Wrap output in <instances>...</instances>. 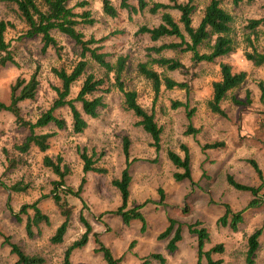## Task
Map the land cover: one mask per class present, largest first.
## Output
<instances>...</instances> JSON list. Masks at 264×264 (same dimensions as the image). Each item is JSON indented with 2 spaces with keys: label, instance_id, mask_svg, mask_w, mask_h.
<instances>
[{
  "label": "rangeland",
  "instance_id": "rangeland-1",
  "mask_svg": "<svg viewBox=\"0 0 264 264\" xmlns=\"http://www.w3.org/2000/svg\"><path fill=\"white\" fill-rule=\"evenodd\" d=\"M83 0H69V6H75ZM84 8L90 9L96 22L80 26L86 37H106L101 42V51L107 53L111 62L119 55L126 56V68L121 76L126 89L137 91V101L146 110L152 111L158 125L162 127L160 149L151 146L150 136L138 125L132 111L125 109L123 95L112 87L103 94L105 106L99 109L96 118L83 115L87 121L86 129L74 133L70 125V113L64 107L56 110L58 116L66 119L67 126L57 129L46 126L36 132H54L49 148L45 152L31 147L26 153L14 149L28 134L25 127L18 126L12 114L0 110V264H12L16 256L10 251L3 236L20 246L26 254H39L45 258L44 264H61L63 252L85 231L81 217L91 225L86 244L73 250L71 264H106L100 252L96 251L95 238L110 249L113 256L119 258V264H142L152 253H161L165 264H195L196 239L187 232L186 225L199 221L209 232V241L205 248L222 243L224 252L214 257H221L222 264H246V238L254 228L261 226L264 217V204L247 209L243 221L237 230L221 227L217 219L226 211L225 205L232 212H237L248 204L252 195L249 191L237 190L227 184L225 176L231 174L237 182L259 186L258 198L264 196V183L254 173L246 159H254L263 173L264 182V99L260 100L259 82L264 84V63L254 66L242 56L245 46V34L249 32L246 24L249 19L264 17V0L247 3L242 0L233 4L232 0H223L222 6L233 16L232 35L238 42V50L233 55L221 57L214 62H200L192 65L190 52L173 49L157 53L150 49L163 43L179 42L174 36L162 37L152 41L148 34L137 33L141 25L153 26L160 22L161 10L150 13L152 2L170 3L169 0H146L148 6L137 13L129 14L124 8H118L115 18L106 16L101 11L100 0H86ZM137 5V0H126ZM185 2L187 0H177ZM209 0H195L196 9L192 15V25L196 26L201 18L202 9ZM119 7L120 0H111ZM75 6L74 11H82ZM178 20L179 12L169 10ZM0 18L14 23L5 33L15 64L0 66V102L9 100L10 86L17 77L27 79L38 67L39 84L33 100L19 103L24 118L35 121L51 105L55 92L52 86L58 84L51 68L72 67L80 58V49L68 37L54 33L57 47L41 51L38 38L21 36L24 25L15 19L0 0ZM181 26V24H180ZM255 42L258 49L264 48V28H260ZM186 36V35H185ZM188 39V36L185 37ZM200 51H206L201 48ZM150 57L178 58L185 66V71H168L153 65L157 71L176 81L188 84V89H166L163 85L155 94L150 81L137 72L139 62L149 61ZM227 62L233 71L244 70L247 78L229 95L239 100L250 102L236 105L228 98L220 106L225 115L211 113L205 100L211 94V82L220 78V62ZM93 72L103 76V69L89 60L86 74ZM85 77L82 75L72 86L70 97L74 98ZM110 77L112 75L110 74ZM112 81V80H111ZM110 81V83H111ZM106 81L105 86L110 85ZM101 94L100 92L97 93ZM172 101H181L186 107L172 108ZM78 109L79 104L75 103ZM246 110V112H245ZM187 112L191 113L187 118ZM199 127L195 134H185L188 124ZM219 139H218V138ZM124 138H128V161L131 181L127 209L139 207L144 222L132 219L123 221L121 214L115 211L121 204L118 189L112 180L119 178L126 166L123 151ZM213 141L224 143L222 147L202 149V145ZM185 144L189 150L192 181H176L173 173L176 169L169 161L166 151L171 149L181 157L180 148ZM9 151L15 159V165L8 169L2 149ZM85 150L94 161L95 167L103 172H83L80 151ZM52 159L62 158V164L68 168L63 186L55 185L58 177L42 163L43 155ZM19 182L27 185L25 191L13 192L7 187ZM81 189L79 190V187ZM65 188L80 191L78 196L65 194ZM58 191L71 207L68 227L61 243L53 244L49 238L63 221L59 208L53 201V192ZM162 195V200H161ZM37 202L38 207L49 218L48 224L34 228V235L28 237L25 232L27 214H22L24 204ZM28 215L32 210L27 209ZM21 218L17 220L16 216ZM169 218H175L184 224L183 239L173 253L165 249L166 239L158 238L165 229ZM94 233L96 235L94 236ZM149 264H159L150 260ZM254 264H264V231L259 239V249Z\"/></svg>",
  "mask_w": 264,
  "mask_h": 264
},
{
  "label": "trees",
  "instance_id": "trees-1",
  "mask_svg": "<svg viewBox=\"0 0 264 264\" xmlns=\"http://www.w3.org/2000/svg\"><path fill=\"white\" fill-rule=\"evenodd\" d=\"M69 0H1L3 5L12 13L15 19H18L24 25L21 36L25 38H38L41 43V51L45 52L50 47H57L58 43L54 33L62 34L74 42L80 49V58L75 64L66 69L63 66L51 68L52 74L57 78L58 84L52 86L55 97L48 109L43 111L35 121L28 120L23 117L19 103L25 100H33L36 95L39 84L38 67L29 75L27 79L17 77L10 86L9 100L7 103L0 102V110L8 111L14 117V121L18 126L25 127L28 134L22 142L15 144L14 149L20 153H26L31 147H36L39 151L45 152L49 148L50 138L54 132H36L46 126H53L57 129H63L67 126L66 119L56 114V110L68 108L70 113V125L74 133H81L87 127V121L83 115L96 118L99 115V109L105 106L103 94L110 92L114 87L123 95V105L125 109L132 111L136 118L135 124L140 126L151 138V146L155 150L160 149V140L162 127L155 120L154 113L146 110L137 101V91L134 89H126L122 81V74L126 68V56L119 55L115 62H111L107 58V53L101 51L103 42L106 37L95 38L90 35L86 37L81 31L80 26L92 25L96 19L92 16L90 9L84 8L87 1L77 2L75 6L82 7V11H74L75 6H69ZM170 3L152 2L148 10L150 13H156L161 10L160 22L157 25L147 26L141 25L137 29V33H146L152 41H156L162 37L174 36L180 39L179 42L163 43L156 47H150L151 50L159 53L162 50L173 49L179 52H190V60L192 65L200 62H214L221 57H226L238 50V42L232 35L233 16L223 6V0H209L202 9L201 18L196 26L192 25V15L196 9L195 0H187L179 2L177 0H169ZM242 0H232L233 4H238ZM251 3L254 0H244ZM101 11L104 15L115 18L119 9L124 8L129 14L137 13L144 10L148 6L146 0H137V6L129 4L126 0H120L119 7L111 3V0H100ZM175 9L179 12V18L176 20L169 10ZM181 24V26H180ZM14 23L10 20L0 18V66L7 63L15 64V60L10 48V43L5 39V33L9 28H13ZM246 28L249 30L245 34V46L241 49L244 59L254 66H260L264 63V48L258 49L255 42L259 36V29L264 28V17L249 19ZM188 36V39L185 37ZM206 48V51H200ZM89 60L95 62L103 69V76H96L93 72L86 74ZM168 71H185L186 66L178 58L166 57H150L149 61L139 62L137 64V72L145 79L151 82L152 88L157 94L163 85L166 89L178 88L188 89V84L183 81H176L171 77L162 74L153 67ZM220 78L211 82V94L205 100V105L211 113L224 116L225 112L220 104L225 99H230L236 105L249 103L237 99L229 95L230 92L245 82L247 73L244 70L233 71L227 62L219 63ZM85 74V77L74 98L70 97L71 88L74 83ZM110 74L112 77H110ZM112 80V81H111ZM106 81L109 86L104 87ZM260 100L264 99V84L259 82ZM100 92L101 94H97ZM78 103L80 109L75 103ZM186 107L181 101H172L171 107ZM191 116L187 112V118ZM198 130L190 123L184 130L185 134H195ZM128 138H124L123 151L126 159V166L122 169L120 177L112 180V184L118 189L121 204L115 211L121 214L123 221L128 223L132 219H138L144 222L143 214L139 211V207L127 209L129 198V184L131 176L129 173L128 161ZM224 145L223 142L215 141L202 145V149L218 148ZM181 150L184 155L181 157L175 151L168 149L166 151L167 158L176 169L173 178L176 181H192L190 171V157L187 145L181 144ZM5 160L8 162L7 168L10 169L15 165V159L5 148L2 149ZM80 158L83 161V172H103L104 169L95 167L94 161L85 150L80 151ZM257 174L259 180L263 182V173L254 159H246ZM42 163L48 167L57 177L55 185L63 186L64 176L68 173V168L62 164V158L57 156L52 159L47 154L43 155ZM227 184L237 190L249 191L252 198L246 207L232 212L229 206L225 205L226 211L223 216L217 219V224L221 227H229L232 231L237 230L238 225L243 221L244 212L252 207H259L264 204V196L258 198L259 186H251L237 182L231 174L226 175ZM79 187V190L81 189ZM13 192L25 191L27 185L16 182L9 187ZM72 191L65 188V194L79 195L80 191ZM53 201L59 208L63 221L57 226L54 233L49 238L53 244L61 243L66 233L68 222L71 216V207L58 191L53 192ZM161 195V200H162ZM27 209L32 210V215H28ZM22 214H27L25 221V232L28 237L34 235L33 229H39L40 224H48V216L38 207L37 202L24 204L21 207ZM17 220L21 218L16 216ZM81 222L85 226V231L80 238L69 244L63 252L61 264H71L70 256L74 249L84 246L91 232V225L82 217ZM184 224L175 218H169L165 229L158 235L160 239H167L165 249L168 253H173L177 249V243L182 239V228ZM190 234L196 237V262L195 264H222L221 257H214L216 254L224 252L222 243H216L209 249L205 248V243L209 241V232L205 226L199 221L186 225ZM264 229V217L262 224L253 229L246 238V264H254L257 250L259 249V239ZM96 233H94V236ZM3 242L8 244L10 251L16 256V260L12 264H44L45 258L39 254H26L18 244L12 242L8 236H3ZM97 243L96 251L100 252L106 264H119V258L113 256L112 252L104 244L95 238ZM150 260H156L159 264H165L166 259L161 253H152L146 257L142 264H149Z\"/></svg>",
  "mask_w": 264,
  "mask_h": 264
},
{
  "label": "crops",
  "instance_id": "crops-1",
  "mask_svg": "<svg viewBox=\"0 0 264 264\" xmlns=\"http://www.w3.org/2000/svg\"><path fill=\"white\" fill-rule=\"evenodd\" d=\"M163 3V2H162ZM167 3V2H166ZM137 6V5H136ZM233 54H235V53H232L231 55H233ZM245 112H246V110H245ZM194 128H196V129H198L199 127H196V126H193ZM218 138V137H217ZM219 139V138H218ZM213 142H215V141H213ZM212 143V142H211ZM252 168V167H251ZM253 171H254V169H252ZM254 173H255V171H254ZM256 174V173H255ZM192 176V175H191ZM225 178H226V176H225ZM129 199V198H128ZM127 206H128V202H127ZM263 231H264V229H263ZM187 232H188V230H187ZM183 233H184V226H183V228H182V239H183ZM189 233V232H188ZM190 234V233H189ZM262 234H263V232H262ZM261 234V235H262ZM192 235V234H191ZM193 237H195L194 235H192ZM181 239V240H182ZM195 239H196V237H195ZM180 240V241H181ZM179 241V242H180ZM166 242H167V239H166ZM179 242L177 243V246H178V244H179ZM205 245H206V243H205ZM206 249H209V248H206Z\"/></svg>",
  "mask_w": 264,
  "mask_h": 264
}]
</instances>
